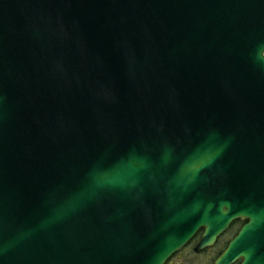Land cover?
Wrapping results in <instances>:
<instances>
[{
	"label": "water",
	"instance_id": "obj_1",
	"mask_svg": "<svg viewBox=\"0 0 264 264\" xmlns=\"http://www.w3.org/2000/svg\"><path fill=\"white\" fill-rule=\"evenodd\" d=\"M264 264V0H0V264Z\"/></svg>",
	"mask_w": 264,
	"mask_h": 264
},
{
	"label": "flooded vegetation",
	"instance_id": "obj_2",
	"mask_svg": "<svg viewBox=\"0 0 264 264\" xmlns=\"http://www.w3.org/2000/svg\"><path fill=\"white\" fill-rule=\"evenodd\" d=\"M248 223H249V219L245 218V217L244 218H237V219L232 220L229 223L228 227L217 237V239H216L215 243L213 244V246L205 248L202 251H200L199 253H195L194 252V246L197 243V241L200 239L201 235L203 234V229H200V230H198L196 232L194 237L182 249H184V248L189 246V247H191V250L193 251V253L195 255L196 254H204L205 253L206 254V258L209 260V264H213L214 260L225 250V248L227 247L229 242L231 240H233L237 236V234L241 230V228L244 225L248 224ZM223 238L225 240L223 241V243L219 247H217L218 243ZM211 250H214V252L212 253ZM178 252H176L175 254H177ZM240 263H241V260L237 259L232 264H240Z\"/></svg>",
	"mask_w": 264,
	"mask_h": 264
},
{
	"label": "rangeland",
	"instance_id": "obj_3",
	"mask_svg": "<svg viewBox=\"0 0 264 264\" xmlns=\"http://www.w3.org/2000/svg\"><path fill=\"white\" fill-rule=\"evenodd\" d=\"M224 240V238L221 239L217 247H219ZM211 251L212 253L214 252V250ZM165 264H209V260L206 258L205 253L195 255L191 250V247L188 246L173 255Z\"/></svg>",
	"mask_w": 264,
	"mask_h": 264
}]
</instances>
